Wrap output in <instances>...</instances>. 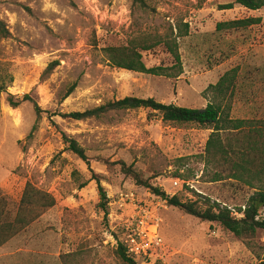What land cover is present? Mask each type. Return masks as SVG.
Returning <instances> with one entry per match:
<instances>
[{
    "label": "rangeland",
    "instance_id": "rangeland-1",
    "mask_svg": "<svg viewBox=\"0 0 264 264\" xmlns=\"http://www.w3.org/2000/svg\"><path fill=\"white\" fill-rule=\"evenodd\" d=\"M144 1L146 9L132 14L133 0H0V20L11 35L0 39V80L6 86L0 97V197L16 207L30 183L54 198V207L21 236L28 250L37 239L35 250L43 253V264H61L59 256L68 253L76 254L79 264H121L114 252L132 204L158 214L164 242L138 264H256L255 255L232 234L168 206L125 178L116 165L132 166L182 201L207 198L235 210L251 189L232 180L201 179L210 131L175 128L143 109L84 121L61 117L126 97L202 109L210 98L207 87L238 67L231 117L264 120V8L222 9L232 0ZM247 18L261 22L216 30L219 23ZM185 26L187 35L177 39L182 65L177 79L119 70L107 61V47L141 33L172 31L176 36ZM141 55L147 68L173 64L162 46ZM8 95L20 102L16 108L9 106ZM63 136L84 149L89 166L67 150ZM93 175L106 193V216L97 208ZM176 178L189 182L191 190L174 188ZM255 243L260 254L264 232L257 233Z\"/></svg>",
    "mask_w": 264,
    "mask_h": 264
},
{
    "label": "trees",
    "instance_id": "trees-1",
    "mask_svg": "<svg viewBox=\"0 0 264 264\" xmlns=\"http://www.w3.org/2000/svg\"><path fill=\"white\" fill-rule=\"evenodd\" d=\"M234 5L254 12L264 8V0H232V3L224 5L222 9L231 10ZM132 7L131 13L134 14L136 8L146 9V3L144 0H133ZM260 22V18L234 20L217 24L216 30L246 29L256 26ZM186 28L185 26L183 31L178 29L176 36L172 31L170 34L148 35L141 33L129 39L126 44L107 47L104 49V53L110 66L116 69L153 77L177 79L182 74L177 39L187 35ZM10 37L8 28L0 20V39H9ZM159 46L165 48L171 56L173 64L170 67L147 68L142 61L141 53L151 51ZM49 70L47 69L46 72ZM238 76L239 69L235 67L225 72L216 84L209 85L206 89L207 95L210 97L209 102L202 109L162 104L153 99L126 97L83 112L63 114L61 117L72 121H84L92 118L98 119L109 112L143 109L153 112L161 119L162 123L175 128L182 129L192 126L210 131L201 157L203 164L201 179L207 183L232 180L251 189L252 194L242 206L235 210L225 203L211 202L200 196H196L201 199L195 201H182L177 195L169 196L150 180L144 179L132 166H127L122 162L116 165H119L120 173L125 178L164 201L168 206L200 221L219 225L239 239L247 250L255 255L256 264H264V247L260 248V254L255 252L256 235L259 231L264 232V120L233 119L231 117ZM5 88V84L0 80V97L5 93ZM73 90L74 85L69 88L66 96L70 95ZM7 102L12 108H16L20 103L14 101L11 95H8ZM33 107L36 116H39L40 108L34 102ZM63 141L69 152L89 166V158L74 139L63 136ZM104 163L111 167L110 163ZM177 177L183 178L178 174ZM93 180L98 187L99 203L97 208L106 216L108 202L106 193L101 186V179L93 175ZM185 190L191 189L186 186ZM54 205L55 200L51 195L36 189L30 183H26L16 207H12L9 201L0 197V246L38 220ZM235 213L238 217L234 215ZM114 254L121 264H138L127 255L124 246L120 243L116 244ZM75 257L74 253L59 256L61 264H79Z\"/></svg>",
    "mask_w": 264,
    "mask_h": 264
},
{
    "label": "built area",
    "instance_id": "built-area-1",
    "mask_svg": "<svg viewBox=\"0 0 264 264\" xmlns=\"http://www.w3.org/2000/svg\"><path fill=\"white\" fill-rule=\"evenodd\" d=\"M172 185L174 188L182 189L184 186H189V182L174 179ZM132 207L131 215L122 226L123 235L120 244L124 246L127 255L136 261L162 249L164 242L160 235L158 214L155 211H148L143 206L132 204ZM234 215L238 216L236 213Z\"/></svg>",
    "mask_w": 264,
    "mask_h": 264
},
{
    "label": "crops",
    "instance_id": "crops-1",
    "mask_svg": "<svg viewBox=\"0 0 264 264\" xmlns=\"http://www.w3.org/2000/svg\"><path fill=\"white\" fill-rule=\"evenodd\" d=\"M42 216L33 222L30 226L17 233L7 242L0 246V264H43V253L36 251L37 239L31 240V249H27V245L21 240L22 234L38 224L42 220Z\"/></svg>",
    "mask_w": 264,
    "mask_h": 264
}]
</instances>
